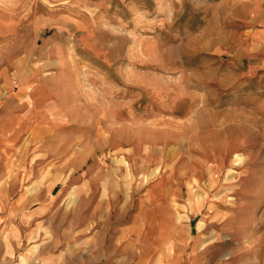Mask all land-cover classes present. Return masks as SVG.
<instances>
[{"label": "rangeland", "instance_id": "rangeland-1", "mask_svg": "<svg viewBox=\"0 0 264 264\" xmlns=\"http://www.w3.org/2000/svg\"><path fill=\"white\" fill-rule=\"evenodd\" d=\"M236 1L0 0V264H264Z\"/></svg>", "mask_w": 264, "mask_h": 264}, {"label": "crops", "instance_id": "crops-1", "mask_svg": "<svg viewBox=\"0 0 264 264\" xmlns=\"http://www.w3.org/2000/svg\"><path fill=\"white\" fill-rule=\"evenodd\" d=\"M245 6L241 41L236 50L239 76L264 87V0H237Z\"/></svg>", "mask_w": 264, "mask_h": 264}]
</instances>
